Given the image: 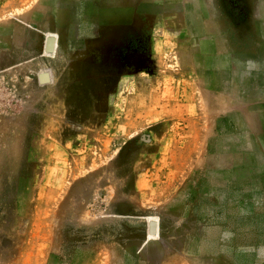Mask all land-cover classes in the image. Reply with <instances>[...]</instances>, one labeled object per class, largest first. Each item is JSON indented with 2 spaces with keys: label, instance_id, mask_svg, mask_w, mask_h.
Instances as JSON below:
<instances>
[{
  "label": "rangeland",
  "instance_id": "374dc122",
  "mask_svg": "<svg viewBox=\"0 0 264 264\" xmlns=\"http://www.w3.org/2000/svg\"><path fill=\"white\" fill-rule=\"evenodd\" d=\"M0 264H264V0H0Z\"/></svg>",
  "mask_w": 264,
  "mask_h": 264
},
{
  "label": "crops",
  "instance_id": "0c3cea01",
  "mask_svg": "<svg viewBox=\"0 0 264 264\" xmlns=\"http://www.w3.org/2000/svg\"><path fill=\"white\" fill-rule=\"evenodd\" d=\"M195 47H193L194 49ZM195 52V51H194ZM214 67V66H213ZM191 76H195L194 73L190 74ZM240 75V73H239ZM224 76H230V77H238L237 76V73L236 71L235 72H229V73H226L225 71H223L222 69H213V71L211 70H206L204 71V77H207V78H221V77H224ZM198 84V83H197ZM219 87L217 86H213V90H218ZM216 92V91H215ZM219 92V91H217ZM204 94H206L204 92Z\"/></svg>",
  "mask_w": 264,
  "mask_h": 264
}]
</instances>
